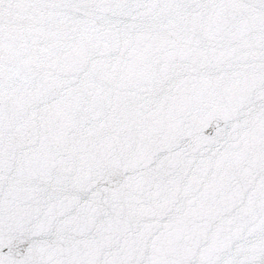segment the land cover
Wrapping results in <instances>:
<instances>
[{"label":"snow or ice","instance_id":"6c2138e0","mask_svg":"<svg viewBox=\"0 0 264 264\" xmlns=\"http://www.w3.org/2000/svg\"><path fill=\"white\" fill-rule=\"evenodd\" d=\"M0 264H264V0H0Z\"/></svg>","mask_w":264,"mask_h":264}]
</instances>
